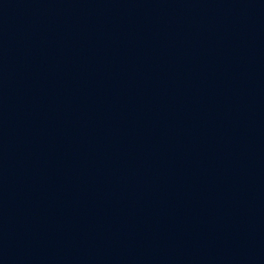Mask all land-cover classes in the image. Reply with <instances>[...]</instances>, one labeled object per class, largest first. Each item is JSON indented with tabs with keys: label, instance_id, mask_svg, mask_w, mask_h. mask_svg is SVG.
<instances>
[{
	"label": "water",
	"instance_id": "95a60500",
	"mask_svg": "<svg viewBox=\"0 0 264 264\" xmlns=\"http://www.w3.org/2000/svg\"><path fill=\"white\" fill-rule=\"evenodd\" d=\"M0 264H264V0H0Z\"/></svg>",
	"mask_w": 264,
	"mask_h": 264
}]
</instances>
